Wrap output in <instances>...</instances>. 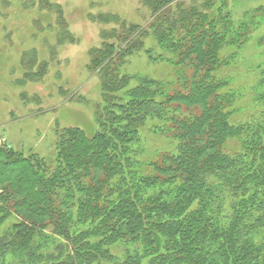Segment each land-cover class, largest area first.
Here are the masks:
<instances>
[{"label": "trees", "instance_id": "16d2710c", "mask_svg": "<svg viewBox=\"0 0 264 264\" xmlns=\"http://www.w3.org/2000/svg\"><path fill=\"white\" fill-rule=\"evenodd\" d=\"M140 1L149 26L123 23L93 54L99 132L66 130L54 163L0 151V228L16 215L0 233V264H264V64L242 120V91L221 76L258 17L234 22L229 0ZM149 37L179 82L127 90L122 67ZM150 120L173 148L145 163L139 130Z\"/></svg>", "mask_w": 264, "mask_h": 264}, {"label": "rangeland", "instance_id": "374dc122", "mask_svg": "<svg viewBox=\"0 0 264 264\" xmlns=\"http://www.w3.org/2000/svg\"><path fill=\"white\" fill-rule=\"evenodd\" d=\"M182 1L189 6L194 0ZM229 6L236 23L258 17L237 62L221 70V76L232 78L233 89L242 91L238 105L243 110L235 115L242 120L254 112L252 87L264 64V0H229ZM151 22L152 14L140 0H0V151L54 163L66 130L94 137L104 93L99 71L90 65L93 54L113 42L105 37L120 31L123 23L147 27ZM162 53L149 37L143 50L126 58L122 73L132 79L127 90L146 78L166 86L179 82L181 68L161 61ZM162 123L150 120L139 130L145 163L173 148L157 129ZM227 145L236 151L239 141ZM7 188L0 186V194ZM15 222L10 213L0 233ZM45 234L52 235L49 230Z\"/></svg>", "mask_w": 264, "mask_h": 264}]
</instances>
